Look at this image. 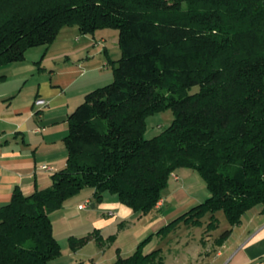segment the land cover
Wrapping results in <instances>:
<instances>
[{
  "label": "trees",
  "instance_id": "obj_1",
  "mask_svg": "<svg viewBox=\"0 0 264 264\" xmlns=\"http://www.w3.org/2000/svg\"><path fill=\"white\" fill-rule=\"evenodd\" d=\"M66 27L117 30L122 55L114 81L69 116L67 165L52 186L29 195L17 188L0 209V264L58 259L50 215L82 190L148 214L178 169L196 171L210 197L131 256L117 250L111 264H164L161 249L143 252L155 236L202 227L208 215L206 231H216L223 212L231 228L220 245L248 211L264 210V0H0V68L52 45ZM168 110L170 126L147 139V119ZM92 238H71V250Z\"/></svg>",
  "mask_w": 264,
  "mask_h": 264
},
{
  "label": "crops",
  "instance_id": "obj_2",
  "mask_svg": "<svg viewBox=\"0 0 264 264\" xmlns=\"http://www.w3.org/2000/svg\"><path fill=\"white\" fill-rule=\"evenodd\" d=\"M98 32L86 35L93 40L81 42L78 27H66L52 45L32 48L27 51L24 61L0 68V209L10 203L17 188L26 195L48 189L52 186L53 174L65 169L68 151L64 138L68 133L69 116L106 77L99 71L105 62L102 66L97 65L90 56ZM70 34L76 35L79 41L75 40V44L78 45L70 42ZM28 54L40 58L44 54V57L36 66L38 62L26 63ZM178 172L175 175L179 177ZM185 190L184 184L172 180L162 200L148 214L136 213L120 203L115 195L106 194L97 207L93 205L96 214L93 216L100 227L89 242L99 245L95 237L103 238L95 255L98 258L87 263L74 259L81 251L79 249L71 251L67 261H63L62 254L48 264H108L112 261L105 259L106 245L111 242L109 237H115L117 242L122 230L140 225L138 233L129 237L127 255H132L149 235L186 212L179 214L190 201ZM87 201L91 207L92 201ZM88 204L82 210H88ZM101 215L105 219L102 220ZM205 218L202 227L181 225L167 237L155 236L145 246L144 253L161 249L166 254L164 264H264V210L261 205L248 211L220 245L217 230L206 232L210 215ZM118 224H121L118 232L107 236L104 230L116 229ZM191 238L198 241L193 259L184 251L190 246ZM154 241H158L157 246ZM170 245H173L172 249ZM117 250L127 257L121 248L116 249V254ZM116 259L117 255L114 262Z\"/></svg>",
  "mask_w": 264,
  "mask_h": 264
},
{
  "label": "rangeland",
  "instance_id": "obj_3",
  "mask_svg": "<svg viewBox=\"0 0 264 264\" xmlns=\"http://www.w3.org/2000/svg\"><path fill=\"white\" fill-rule=\"evenodd\" d=\"M95 37L96 39L95 41H93V44L91 45V49H90V56L93 59L92 61H94V63H96L97 65L101 64L100 66H102L104 62L105 65L107 64L106 67L104 65L102 66V69L99 70L102 76L103 75L106 76L105 78H103L101 84L97 87V88H101L111 84L114 81V67L116 65L115 62H117L121 58L122 53L119 47L117 30L114 29L100 30ZM76 38L77 37L74 34L69 35V40L74 45H78V43L75 44V40H77ZM79 38L82 39L81 42L83 40L87 41L88 39L93 40L92 37L83 34H80ZM44 54L42 55L41 58L44 57ZM37 58H39L40 60ZM41 58L36 54L35 55L33 54V56L28 54L26 63L38 62L36 63V66H38L39 62H41L42 60ZM196 91L197 89H195L193 92ZM173 120H174V115L171 110L150 116L147 119L146 138L152 139L158 136L159 134L163 133L164 130H166L170 126ZM177 172L179 174V177L177 175H173L169 183L171 184V181L175 179V181L180 182L182 186L184 184L186 189L185 192L187 193L190 199L188 204L179 211L180 212L179 214H181L189 210L190 208L203 203L207 198L210 197V193L207 190L204 180L196 171L190 169H178ZM92 192L93 189L90 188L82 190L79 194L67 200L61 209L54 211L50 215L54 226V235L58 240L62 249V254L64 255L63 261H67L66 257L69 256V253H71L72 251L70 248L71 238L80 239L86 236L94 237L96 235V230L100 227L99 225H97L96 217L93 216L96 215L95 212L93 211V207H94L93 205L97 207V205L100 204L101 202L94 197V194ZM165 193L166 191L163 192V195H165ZM107 195L113 196L111 194H107ZM89 199L92 201L91 207L89 206L87 201ZM86 203L88 204V210H82L80 207ZM216 216L219 224V227L217 229V233H219L218 234L219 236L222 232L227 230L230 225L223 212L217 213ZM101 218L102 220L105 219V217L103 218V215H101ZM205 219L203 221H205ZM121 222L122 221L120 220V223ZM139 226L137 227L132 226L129 227L127 230H122L118 235L117 242L115 238L113 242L111 241L108 245H106L105 259L110 258L112 260L109 263L114 262V257L117 255L116 254L117 248H121L123 254L129 257V255H127L129 254L128 250L130 245L129 237L130 235L135 236V234L138 233L139 230L137 229L139 228ZM119 228H121V224H118L116 229H111V230L105 229L104 231L106 232L107 236H110L112 234H116ZM189 241H190L189 243L190 246L186 247L184 251L188 253L187 255H191L193 259V255H194L193 251L198 247V241L194 242L192 241V238ZM111 243L113 245H111ZM157 243L158 241L157 242L154 241V245H156ZM213 245H216L214 241H213ZM169 247L172 249L173 245H170ZM99 249L100 246L96 242L94 241L88 242L85 246L81 248L79 254L75 255L74 259L83 260L86 263L90 262L91 259L93 258H95L96 260V258L98 257H95V255L97 254ZM165 255H166L165 253L161 252V257L163 259Z\"/></svg>",
  "mask_w": 264,
  "mask_h": 264
},
{
  "label": "built area",
  "instance_id": "obj_4",
  "mask_svg": "<svg viewBox=\"0 0 264 264\" xmlns=\"http://www.w3.org/2000/svg\"><path fill=\"white\" fill-rule=\"evenodd\" d=\"M44 103V102H43ZM44 169H48L47 167H44ZM87 204V203H86ZM86 204H84V205H82L80 208L81 209H86L87 208V205Z\"/></svg>",
  "mask_w": 264,
  "mask_h": 264
}]
</instances>
